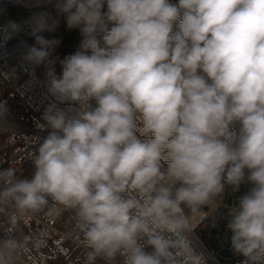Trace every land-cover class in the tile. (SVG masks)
Wrapping results in <instances>:
<instances>
[{
	"label": "clouds",
	"instance_id": "clouds-1",
	"mask_svg": "<svg viewBox=\"0 0 264 264\" xmlns=\"http://www.w3.org/2000/svg\"><path fill=\"white\" fill-rule=\"evenodd\" d=\"M16 3L46 135L30 178L0 169V204L72 210L84 264H211L192 225L231 187L230 248L264 264V0ZM20 30L0 23V51Z\"/></svg>",
	"mask_w": 264,
	"mask_h": 264
},
{
	"label": "built area",
	"instance_id": "built-area-1",
	"mask_svg": "<svg viewBox=\"0 0 264 264\" xmlns=\"http://www.w3.org/2000/svg\"><path fill=\"white\" fill-rule=\"evenodd\" d=\"M13 0H0V23H3L1 7ZM13 39L6 52L0 51V101L8 111L0 117V169L18 171L31 164L42 138L46 135L41 112L47 98L34 81L20 70V55L16 54ZM40 69H37L39 74ZM217 206L204 208L192 225L194 240L211 260V264H238V257L223 262L218 250L206 244L210 233H200L203 225L215 215ZM72 210H64L52 202L38 213L21 215L14 203L8 200L0 204V240L9 238L19 242L12 250L20 264H84L87 249L81 243V233L76 227ZM228 241V232L221 236ZM229 244V242H228ZM96 264H105L97 259Z\"/></svg>",
	"mask_w": 264,
	"mask_h": 264
},
{
	"label": "rangeland",
	"instance_id": "rangeland-1",
	"mask_svg": "<svg viewBox=\"0 0 264 264\" xmlns=\"http://www.w3.org/2000/svg\"><path fill=\"white\" fill-rule=\"evenodd\" d=\"M1 13L3 16V19H5L7 16L14 17L18 23L21 24V30L16 34V36L13 38L16 54L22 53L23 49L18 47L19 41L28 39L26 36V33L28 31V26L23 23V20L27 13L25 10L19 6L16 3V0H13L9 3H4L1 7ZM64 44L61 49L63 52L70 51L72 46L76 43L77 37L75 33H67L64 32ZM240 195V193L234 192L231 187H226L225 191L215 198V205L217 206V211L214 212L215 215L210 216V219L203 225V227L200 230L201 234L210 233V236L208 239H206L205 242L209 246L214 247L218 250V257L223 262H229L231 259L236 257L231 248L228 244V241L224 243L221 240V236L228 232L226 228V222L229 218V213L231 211V208L236 203L237 197ZM0 245L2 246L3 243L0 240ZM6 249V248H5ZM6 251H10L6 249ZM12 251V250H11ZM10 251V252H11ZM12 256L14 259V264H20L16 254L12 251Z\"/></svg>",
	"mask_w": 264,
	"mask_h": 264
},
{
	"label": "trees",
	"instance_id": "trees-1",
	"mask_svg": "<svg viewBox=\"0 0 264 264\" xmlns=\"http://www.w3.org/2000/svg\"><path fill=\"white\" fill-rule=\"evenodd\" d=\"M34 171L33 165L31 164H25L19 171L18 175L19 178H25L31 176L32 172Z\"/></svg>",
	"mask_w": 264,
	"mask_h": 264
},
{
	"label": "bare ground",
	"instance_id": "bare-ground-1",
	"mask_svg": "<svg viewBox=\"0 0 264 264\" xmlns=\"http://www.w3.org/2000/svg\"><path fill=\"white\" fill-rule=\"evenodd\" d=\"M2 19H3V16H2ZM4 21V19H3ZM0 248H2V246L0 245ZM3 252H4V255L7 257V264H14V259H13V256H12V251L8 252L6 251V249H3Z\"/></svg>",
	"mask_w": 264,
	"mask_h": 264
}]
</instances>
